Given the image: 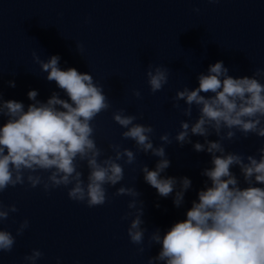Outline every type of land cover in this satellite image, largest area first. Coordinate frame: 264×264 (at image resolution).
<instances>
[{
  "label": "water",
  "instance_id": "obj_1",
  "mask_svg": "<svg viewBox=\"0 0 264 264\" xmlns=\"http://www.w3.org/2000/svg\"><path fill=\"white\" fill-rule=\"evenodd\" d=\"M197 8L199 13L193 11ZM77 44L84 46L83 57ZM33 53L44 61L58 55L61 70L75 68L93 75L112 104L111 110L93 121L97 145L106 155H114L110 143L135 152V142L122 139L125 129L114 122L113 112L125 109L126 114L142 115L136 122L155 129L153 142L159 146L161 135L171 133L174 138L181 121L189 119L183 115L184 101L181 109L173 108L176 93L186 86L198 87L197 77L207 74L210 65L223 61L234 78L251 77L256 69L264 68V0H0V90L5 101L22 102L25 110L32 103L27 97L31 90L38 91L37 99L42 102L53 92L67 99L56 82L47 81V73L34 61ZM149 64L170 71L168 84L155 94L147 82ZM9 81H15L16 86L10 87ZM135 91L141 92L140 99L134 96ZM197 117L194 107L190 122ZM6 119L0 120V125ZM238 136L235 142H225L227 151L255 155L264 145V139L255 135L247 139ZM191 139L204 142L203 137ZM208 139L216 141L218 137L213 134ZM166 152L171 167L163 175L192 180V189L179 209L173 204L175 193L162 198L144 181L141 167L155 170L159 159L151 154L138 153L133 165L120 161L124 181L108 188V202L99 207L73 202L66 188L49 194L27 184L9 187L0 199L6 206L15 204L19 212L10 214L0 228L16 236L25 219L30 227L16 237L11 253L0 254V264H25L24 257L33 249L43 253L37 264H57L58 260L60 264H147L161 246L153 245L145 254H138L141 246L133 245L127 235L131 219H121L130 211L131 198L114 196L117 188L135 187L141 193L143 227L148 230L143 247L147 248L153 231L160 229L164 234L186 219L207 180L201 172L211 167L210 155L195 152L191 144L180 147L173 141ZM81 170L86 179V165ZM231 171L241 180V187H246L239 168Z\"/></svg>",
  "mask_w": 264,
  "mask_h": 264
},
{
  "label": "clouds",
  "instance_id": "obj_2",
  "mask_svg": "<svg viewBox=\"0 0 264 264\" xmlns=\"http://www.w3.org/2000/svg\"><path fill=\"white\" fill-rule=\"evenodd\" d=\"M217 3L219 0H208ZM199 13L200 9H193ZM82 56L84 46L77 44ZM83 57V56H82ZM34 61L47 73L48 82H56L67 99L53 92L46 102L37 99L36 90L28 92L31 104L27 106L15 100L5 101L0 90V196L11 188L27 184L35 189L42 187L45 193L59 188L68 189V197L88 208L103 206L108 202V188H116L125 178L124 166L133 165L137 154L158 157L155 170L143 165L140 172L144 181L162 198L175 193L173 204L181 208L185 194L192 189V180L185 177L163 175L171 167L166 148L175 141L180 147L191 144L197 153L206 152L211 157V167L203 169L204 187L198 191L186 212V219L174 223L164 234L156 229L149 237V246L143 247L144 202L135 187L121 186L114 196L130 197L128 209L122 221L131 219L127 235L133 245L141 246L138 254H145L153 245L161 249L147 264H264V145L255 155H244L226 150L225 142H235L250 135L264 139V68L255 70L251 77L234 78L223 61L210 65L207 74L197 79L199 86H187L173 98V108L181 109L189 119L181 121L175 137L171 133L159 137L160 145L153 142L155 129L151 125L137 123L143 116L126 114L125 109L113 112L114 122L125 131L123 140L135 142L136 151L121 144L110 143L114 155H106L97 145V129L93 121L112 104L104 93V86L97 84L93 75L80 73L75 68L61 70L58 55L47 61L33 53ZM170 71L164 66L148 65L147 82L153 94L164 89L169 82ZM2 80V74H0ZM15 87V81H9ZM203 93V94H202ZM134 96L141 98V92ZM198 112L194 122L193 108ZM215 134L216 141L208 138ZM203 137L204 142L193 143L191 137ZM106 157V158H102ZM87 167L85 179L83 166ZM238 167L246 187L231 171ZM41 173H48L47 176ZM159 207V205H157ZM15 204L5 205L0 199V224L10 214L18 213ZM30 227L25 219L16 230V236L0 228V254L11 253L16 237ZM43 253L33 249L24 257L25 264H37ZM57 264H60L59 260Z\"/></svg>",
  "mask_w": 264,
  "mask_h": 264
}]
</instances>
